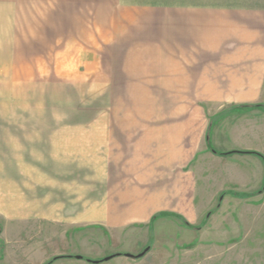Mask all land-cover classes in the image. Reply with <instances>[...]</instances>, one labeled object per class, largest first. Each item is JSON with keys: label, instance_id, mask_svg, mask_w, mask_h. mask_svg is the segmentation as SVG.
Segmentation results:
<instances>
[{"label": "rangeland", "instance_id": "rangeland-1", "mask_svg": "<svg viewBox=\"0 0 264 264\" xmlns=\"http://www.w3.org/2000/svg\"><path fill=\"white\" fill-rule=\"evenodd\" d=\"M150 1L264 10V0ZM29 2L0 0V264H44L58 255L72 256L51 264H264V160L247 152L264 155L259 132L264 113L258 111L250 116L258 131L248 137L253 147L232 131H213L209 140L207 128L210 151L213 146L233 152H215L220 157L215 161L200 155L192 162L190 197L176 213L180 217L158 215L150 225L116 234L101 220L81 218L86 191L78 184L63 188L57 198L67 206L58 211L59 219L39 217L41 199L32 191L38 190L34 179L42 166L49 171L60 165L64 177L73 173L79 182L88 175L100 177L92 185L101 206L97 200L106 189L103 165L111 142L107 133L138 117V103L158 93L120 90L119 75L109 71L104 57L108 45L93 28L78 27V13L56 14L54 0ZM215 111L206 108L207 123ZM72 143L78 144L73 169L71 162L64 163ZM14 189L19 203L8 197ZM54 201L47 199L48 208ZM13 205L21 209V218L8 223Z\"/></svg>", "mask_w": 264, "mask_h": 264}, {"label": "crops", "instance_id": "crops-1", "mask_svg": "<svg viewBox=\"0 0 264 264\" xmlns=\"http://www.w3.org/2000/svg\"><path fill=\"white\" fill-rule=\"evenodd\" d=\"M44 1L30 0L28 5ZM54 3L56 14L78 13V27L93 28L108 45L104 57L109 71L113 68L119 75L120 90L158 94L138 103V117H128L125 126L107 133L111 142L103 165L106 189L97 200L101 206H96L92 185L100 177L88 175L79 182L73 173L64 177L60 165L49 171L42 166L34 179L38 190L32 191H38L42 200L40 218L59 219L58 211L67 206L57 198L63 188L78 184L81 192L86 191L81 218L101 220L108 231L122 235L138 224L150 225L160 213H179L190 197L192 162L200 155L220 158L208 148L207 128L209 140L213 131H232L237 140L246 136L244 145L253 147L248 137L258 131L250 116L264 109L244 105L264 103V10L150 0ZM148 42L149 47L144 45ZM207 107L217 109L209 123ZM77 146L70 144L71 157L61 161L71 162V168ZM48 183L52 191L47 190ZM48 192L55 199L49 208ZM10 195L19 203L17 190L8 191ZM13 207L8 223L21 218V209Z\"/></svg>", "mask_w": 264, "mask_h": 264}, {"label": "trees", "instance_id": "trees-1", "mask_svg": "<svg viewBox=\"0 0 264 264\" xmlns=\"http://www.w3.org/2000/svg\"><path fill=\"white\" fill-rule=\"evenodd\" d=\"M244 106H246V107H260V108H263L264 109V103H254V104H245ZM208 146H209V144H208ZM211 150H213L214 152H217V153H219V154H228V153H231V152H233V151H228V152H223V151H219V150H216V149H214L213 148V146H211ZM247 152H249V153H252V154H257V155H259L260 157H262L263 158V160H264V155L262 154V153H259L258 151H255V150H252V151H247ZM175 215V216H178V217H180V215H178V214H176V213H174V212H169V213H160L159 215ZM156 217H157V215H156ZM156 217H154V219L156 218ZM185 223H186V225L187 226H191V224L186 220L185 221ZM119 253H117V254H114V255H112V257L113 256H115V255H118ZM70 257V256H72V255H58V256H54L52 259H50L49 261H47V262H45L44 264H51V262L53 261V260H55L56 258H59V257ZM82 258H83V256H82ZM90 261H93V262H101V261H103V259H99V260H91V259H89ZM106 260V259H105Z\"/></svg>", "mask_w": 264, "mask_h": 264}, {"label": "water", "instance_id": "water-1", "mask_svg": "<svg viewBox=\"0 0 264 264\" xmlns=\"http://www.w3.org/2000/svg\"><path fill=\"white\" fill-rule=\"evenodd\" d=\"M148 249H149V247H147V248L145 249V251H148ZM145 251H144V252H145ZM126 255L131 256L132 254L127 253ZM77 256H78L79 258L82 257L81 255H77ZM111 257H112V256H107V257H106V260L110 259Z\"/></svg>", "mask_w": 264, "mask_h": 264}]
</instances>
